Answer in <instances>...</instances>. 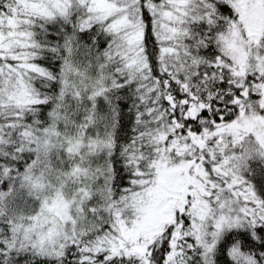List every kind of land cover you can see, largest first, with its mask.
Returning a JSON list of instances; mask_svg holds the SVG:
<instances>
[{
  "label": "snow or ice",
  "instance_id": "1",
  "mask_svg": "<svg viewBox=\"0 0 264 264\" xmlns=\"http://www.w3.org/2000/svg\"><path fill=\"white\" fill-rule=\"evenodd\" d=\"M0 264H264V0H0Z\"/></svg>",
  "mask_w": 264,
  "mask_h": 264
}]
</instances>
